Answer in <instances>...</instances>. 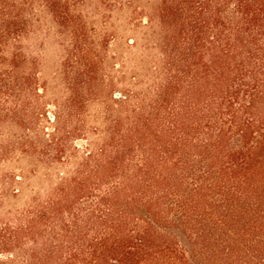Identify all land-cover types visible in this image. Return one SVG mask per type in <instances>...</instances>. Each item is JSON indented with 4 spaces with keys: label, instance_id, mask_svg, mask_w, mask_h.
Segmentation results:
<instances>
[{
    "label": "trees",
    "instance_id": "1",
    "mask_svg": "<svg viewBox=\"0 0 264 264\" xmlns=\"http://www.w3.org/2000/svg\"><path fill=\"white\" fill-rule=\"evenodd\" d=\"M7 159L0 264H264V0H0Z\"/></svg>",
    "mask_w": 264,
    "mask_h": 264
},
{
    "label": "rangeland",
    "instance_id": "2",
    "mask_svg": "<svg viewBox=\"0 0 264 264\" xmlns=\"http://www.w3.org/2000/svg\"><path fill=\"white\" fill-rule=\"evenodd\" d=\"M24 46L27 51L33 52V54L39 59V71L42 79H50L54 75L55 72H59L61 68L62 54L63 48L61 46V42L59 36L57 34V30L54 27L53 23L50 20H47L46 23L42 24L35 33L29 36L24 40ZM114 52L117 54L126 53V45L125 40H119L115 42L111 48L109 55H113ZM115 62L119 63L118 59L113 60L110 58L107 63V70L110 72L113 69V65ZM121 68V67H120ZM100 104H94L91 106V110L93 113L99 112ZM54 107L50 106L48 111H53ZM51 116V114H49ZM43 125L48 128V132H51L52 127L49 123L44 120ZM79 145H84L85 141L79 140L77 142ZM22 166L28 167L31 166L28 159H23L21 162L15 161V159H7L0 160V172L8 171V170H16L19 171ZM41 173H39L40 177L43 172H45V164H40ZM53 166H62V165H53ZM39 176L33 178L34 185L43 184L47 186L46 182H43Z\"/></svg>",
    "mask_w": 264,
    "mask_h": 264
}]
</instances>
